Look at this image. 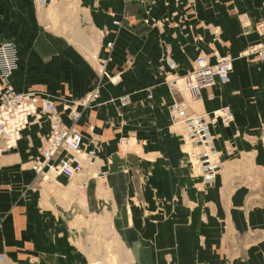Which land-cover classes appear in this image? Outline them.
<instances>
[{"label": "crops", "instance_id": "obj_1", "mask_svg": "<svg viewBox=\"0 0 264 264\" xmlns=\"http://www.w3.org/2000/svg\"><path fill=\"white\" fill-rule=\"evenodd\" d=\"M55 21L88 23L89 39L80 29L76 38L83 49L55 33ZM6 39L20 53L15 88L50 95L68 122L63 103L99 80L98 54L110 53L106 69L119 80L103 74L99 96L79 106L77 122L84 148L97 150L106 171V207L94 180L61 193L66 178L49 181L32 167L51 128L41 108L17 142L0 150L3 264H90L97 243L83 219H73L98 209L109 211L115 264H264V61L243 53L264 39V0H0V42ZM214 49L232 56L230 79L191 104L211 111L229 103L235 120L214 127L223 167L205 191L171 126L169 105L180 95L166 83L174 71L167 58L187 74L198 54ZM122 135L135 141L132 149L120 145Z\"/></svg>", "mask_w": 264, "mask_h": 264}, {"label": "built area", "instance_id": "obj_2", "mask_svg": "<svg viewBox=\"0 0 264 264\" xmlns=\"http://www.w3.org/2000/svg\"><path fill=\"white\" fill-rule=\"evenodd\" d=\"M36 1L41 5L47 2V0ZM113 22L121 24L120 19L115 18ZM114 43V39L107 41L106 45L110 51ZM243 53L264 61V39L250 44ZM109 54L106 56L98 54V60L104 69L101 72L102 75L108 74L106 65L111 58ZM20 63L17 43L13 39L1 41L0 150L9 149L17 142L22 130L30 122V117L41 108L49 113L51 128L32 167L44 179H52L59 175H64L69 180L76 179L87 168L86 162L94 161L93 159L97 155L95 149H84V133L77 126V121L81 116L79 106H87L99 96L102 75L84 97L66 101L64 109L68 110L67 116L70 119L68 122L63 118L55 100L50 95L48 97L36 90H17L15 88L11 78L14 72L19 69ZM168 64L174 71L169 73L167 83L173 92L180 95L175 97L173 103L169 105L171 117L182 127L185 140L191 147L195 163L199 168L198 173L201 174L206 185H212L223 167V162L215 153L214 127L219 123L230 126L235 119V114L229 103L222 104L211 111H197L192 107L183 90L189 92L190 99L196 100L202 97L204 89L213 86L218 81L226 82L233 69L232 56L229 53H222L218 49H214L212 55L200 53L196 57L194 68L187 74L176 72L177 65L173 59H168ZM112 78L114 83L119 80L118 75ZM149 96H152V93H149ZM129 102V93L120 96L121 105H127ZM119 140L122 144L128 142L129 137L122 135ZM97 175L106 177V171L100 170ZM104 184L108 187L107 182L104 181ZM3 218L0 208V227ZM4 260L5 254L0 251V264ZM92 264H104V262L97 258Z\"/></svg>", "mask_w": 264, "mask_h": 264}, {"label": "rangeland", "instance_id": "obj_3", "mask_svg": "<svg viewBox=\"0 0 264 264\" xmlns=\"http://www.w3.org/2000/svg\"><path fill=\"white\" fill-rule=\"evenodd\" d=\"M86 25H88V23H84V22L65 23V22L55 21L53 23V28H55L56 30H53V31L55 33H57L59 36L65 38L70 43L72 41L71 44H76L83 49L84 46L81 44L82 42H80L76 38H77V35L81 36V33L78 32V29L83 30L84 32L86 31V34L88 36L89 32L87 30ZM82 36H84L86 38V35H82ZM87 39H89V36L87 37ZM102 69H103V67H102ZM190 97L191 96H188V99L190 100V102H193V100L190 99ZM55 104H56V101H55ZM65 104H66V102L63 103V105H65ZM56 106H57V104H56ZM201 111H204V109ZM170 116H171V114H170ZM171 119H172V117H171ZM171 121H172L171 126L181 134V141H182L181 142V148H182V150L184 152L187 150L192 151V149L188 146V144L185 140L184 132L182 131L181 125L178 124L174 119H172ZM133 146H135V145L133 144L131 147H124V149H132ZM217 155L221 159V161L223 162L222 152L218 147H217ZM93 160L94 161H92L90 164L86 165L87 168H85L84 173H81L79 176H77L76 179L69 180L66 176L59 175L57 177L50 179L49 181L54 182V181H57L56 180L57 178L58 179L61 177L66 178L65 184H68V185H67V188H65V190L63 192L61 191V193H72V192L77 191L78 188H80V186L85 183L84 180L88 181L90 179L89 183H91V181L94 180L95 181L94 185L93 186L91 185L92 190H94V192L97 194V196L100 195L99 197L101 199H103V201L105 203L104 207H106L108 201L111 199V193H112L111 188H110V185L108 184V182L106 180V177H100L97 175V172L102 170V169H98L99 160L97 159V157ZM191 169H192L193 174H195V175L199 174L198 173V166L196 163L193 164V162H192ZM104 181L107 182L108 187L105 186ZM200 182H199L200 189L206 191V190L210 189V187L215 186L218 181H216L214 184H212L208 187H204V185H202ZM63 183H64V181H63ZM179 193H189V189L183 188ZM102 208H103V206H102ZM80 219H83L84 224L87 225V238L89 240L94 241V244L97 243L96 244L97 246L90 247L91 248V257H92L91 262H92V260H94V258L98 257V258H102L105 261V264H115L116 260H114V258H113L112 247L110 244H108L111 242L110 240L114 238L112 235V230L110 228V220L111 219H110L108 209H104L103 211L101 209H98L95 212H91L88 216L77 214L74 217L73 222L77 221V222H75L77 224Z\"/></svg>", "mask_w": 264, "mask_h": 264}, {"label": "bare ground", "instance_id": "obj_4", "mask_svg": "<svg viewBox=\"0 0 264 264\" xmlns=\"http://www.w3.org/2000/svg\"><path fill=\"white\" fill-rule=\"evenodd\" d=\"M248 55V54H247ZM257 58V57H256ZM168 59H172L171 57H168L167 58V63H168ZM262 61V60H261ZM232 62H233V58H232ZM176 65H177V63H176ZM177 67V66H176ZM104 70V69H103ZM173 70V69H172ZM103 72V71H102ZM108 77H109V79H110V81L112 82V80H111V78L113 77V76H109V74H106ZM118 77H119V75H118ZM168 78V77H167ZM167 78H166V83H167ZM113 79V78H112ZM230 79V78H229ZM228 79V80H229ZM227 80V81H228ZM226 81V82H227ZM218 82H220V81H218ZM218 82H216V83H218ZM215 83V84H216ZM221 83H223V82H221ZM167 85H168V83H167ZM168 87H169V85H168ZM170 88V87H169ZM172 91V90H171ZM184 91V93H185V95H186V97L188 98V96H190V94H189V92H187L186 90H183ZM174 101V100H173ZM190 101V100H189ZM191 103V102H190ZM192 105V104H191ZM193 106V105H192ZM194 107V106H193ZM170 112V111H169ZM235 114V113H234ZM78 122V121H77ZM178 123V122H177ZM179 124V123H178ZM182 128V127H181ZM121 137V136H120ZM120 137H119V139H120ZM129 137V136H128ZM84 142H85V140H84ZM134 140L132 139V137L130 136L129 137V141L128 142H123L122 144L120 143V140H119V143H120V145L124 148V147H131L133 144H134ZM215 142H216V135H215ZM187 144H188V142H187ZM188 146H189V144H188ZM190 147V146H189ZM191 148V147H190ZM191 151V150H190ZM192 152V151H191ZM185 153H186V155L188 156V160L189 161H191V155H190V152L187 150V151H185ZM215 153L217 154V146H216V151H215ZM218 156V155H217ZM97 156H95L94 157V159L96 158ZM222 169V168H221ZM198 172H199V168H198ZM220 172H221V170H220ZM220 172H219V174H220ZM219 174H218V176H219ZM218 176H217V179H218ZM200 177H201V184L202 185H204V187H208V186H210V185H206V183L203 181V179H202V176H201V174H200ZM217 179H216V181H217ZM215 181V182H216ZM214 182V183H215ZM98 258V257H97ZM97 258H94V260H92V262H91V264L97 259ZM100 259H102V258H100ZM103 260V259H102ZM103 262H104V264H105V261L103 260Z\"/></svg>", "mask_w": 264, "mask_h": 264}]
</instances>
